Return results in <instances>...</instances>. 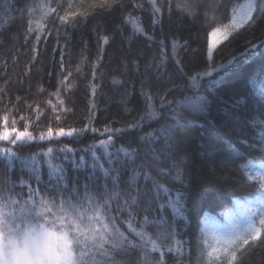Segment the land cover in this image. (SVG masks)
<instances>
[{
  "label": "trees",
  "instance_id": "1",
  "mask_svg": "<svg viewBox=\"0 0 264 264\" xmlns=\"http://www.w3.org/2000/svg\"><path fill=\"white\" fill-rule=\"evenodd\" d=\"M245 1L0 0V131L30 136L0 140L1 236L211 264L203 220L233 210L262 231L229 264H264V0L234 25Z\"/></svg>",
  "mask_w": 264,
  "mask_h": 264
},
{
  "label": "rangeland",
  "instance_id": "2",
  "mask_svg": "<svg viewBox=\"0 0 264 264\" xmlns=\"http://www.w3.org/2000/svg\"><path fill=\"white\" fill-rule=\"evenodd\" d=\"M254 3L255 0H247L238 7L233 17L234 25H239L250 17ZM226 33V30L221 28L211 32L210 55L215 45L225 38ZM231 86L232 84L229 85ZM60 132L63 133L62 130ZM24 136L30 137L22 131H0V140ZM262 179L264 181V174ZM225 216L229 221L226 228L208 217L203 220L211 264H229L237 255L238 249L247 241L258 237L261 231L253 217L240 219L236 212H226ZM72 256L67 236L50 229L30 228L22 235H11L7 238L0 234V264H71Z\"/></svg>",
  "mask_w": 264,
  "mask_h": 264
}]
</instances>
